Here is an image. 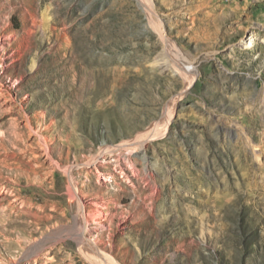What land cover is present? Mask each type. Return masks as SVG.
Returning a JSON list of instances; mask_svg holds the SVG:
<instances>
[{
    "label": "rangeland",
    "instance_id": "374dc122",
    "mask_svg": "<svg viewBox=\"0 0 264 264\" xmlns=\"http://www.w3.org/2000/svg\"><path fill=\"white\" fill-rule=\"evenodd\" d=\"M88 241L264 264V0H0V264Z\"/></svg>",
    "mask_w": 264,
    "mask_h": 264
},
{
    "label": "bare ground",
    "instance_id": "6f19581e",
    "mask_svg": "<svg viewBox=\"0 0 264 264\" xmlns=\"http://www.w3.org/2000/svg\"><path fill=\"white\" fill-rule=\"evenodd\" d=\"M240 42V45L242 46L243 49H247V48H250L252 46V38L251 36L247 35V37H244V38H240L239 40ZM178 64V63H177ZM181 67H182V70L186 71L185 74L189 75L190 77L189 78H192L194 77V72L193 70L190 68V66L186 65V64H180ZM178 67V66H177ZM180 67V68H181ZM194 69V68H193ZM159 128V127H158ZM154 133H150L149 137H152L154 136L153 135ZM81 210V209H80ZM83 212V210H82ZM83 217V216H82ZM80 227V226H79ZM81 228V227H80ZM81 232V231H80ZM82 234V233H81ZM87 244L88 247H90L91 249H96L97 252L99 253L98 255V258L100 260V264H116L114 260H112L110 257L106 256L105 254H103L98 248H97V245L94 243V242H85V245Z\"/></svg>",
    "mask_w": 264,
    "mask_h": 264
}]
</instances>
